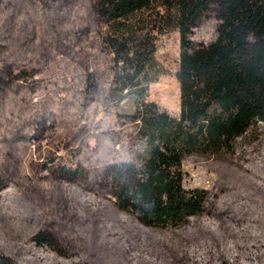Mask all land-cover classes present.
Returning a JSON list of instances; mask_svg holds the SVG:
<instances>
[{"label": "trees", "instance_id": "16d2710c", "mask_svg": "<svg viewBox=\"0 0 264 264\" xmlns=\"http://www.w3.org/2000/svg\"><path fill=\"white\" fill-rule=\"evenodd\" d=\"M210 20L215 29L207 40L199 31ZM173 31L180 38L178 117L145 100L162 73L159 37ZM93 36L98 43H91ZM82 42L94 58L110 56L111 82L121 97L141 89L136 111L119 115L137 128L146 146L138 161L72 170L59 161L30 159L35 142L42 146L57 125L56 107L48 108L46 98L61 85L55 89L37 79L56 63L57 53L84 65V108L97 100L98 78L80 59L83 47L76 50ZM259 129L264 0H0V196H14V204L28 209L26 198L50 199L30 239L0 243V264L32 262L33 246L60 255L79 250L71 210L77 197L111 195L114 207L148 228L182 227L211 212V190L184 186L185 162L237 157L239 145ZM262 243L240 252L262 251ZM204 253H198V264H254Z\"/></svg>", "mask_w": 264, "mask_h": 264}, {"label": "rangeland", "instance_id": "374dc122", "mask_svg": "<svg viewBox=\"0 0 264 264\" xmlns=\"http://www.w3.org/2000/svg\"><path fill=\"white\" fill-rule=\"evenodd\" d=\"M214 24L213 20L205 23L199 36L210 39ZM92 39L91 43H98L95 36ZM82 47L80 59L90 64V73L98 78L97 100L84 108V65L57 53L56 63L37 77L51 88L61 85L58 94L46 98L48 108L56 107L57 125L51 139L46 138L40 147H32L30 159L60 160L68 167L80 165L88 170L138 161L146 146L137 128L127 119L120 120L119 115L136 111L141 89L131 94L124 92L121 97L111 82L110 56L94 58L84 50L89 47L85 42L78 44L76 50ZM156 59L162 73L157 82L148 86L145 100L178 117L181 100L177 31L159 37ZM250 139L239 145L237 157H192L185 162L184 186L211 190L216 205L211 212L192 218L182 227L148 228L114 207L111 195L71 198L81 248L60 255L33 246L29 248L32 262L24 264H198V253L204 252L213 257H240L264 264V129L257 130ZM14 198L0 196L3 245L7 239H30L41 227L45 209L50 205L49 198H26L30 209L20 208L12 202ZM260 240L262 251L251 249V255L240 252V247Z\"/></svg>", "mask_w": 264, "mask_h": 264}, {"label": "flooded vegetation", "instance_id": "af4514ba", "mask_svg": "<svg viewBox=\"0 0 264 264\" xmlns=\"http://www.w3.org/2000/svg\"><path fill=\"white\" fill-rule=\"evenodd\" d=\"M37 79H38V78H37ZM35 143H36L37 146L34 145V148H35V147H40V146L38 145L37 142H35ZM32 159H34V161H37V160H35V157H32ZM58 161L60 162V160H58ZM37 162L45 163V162H47V159L44 160V158H43V160H41V161H37ZM60 163H62V162H60ZM62 165H63V166H66V165H64L63 163H62ZM78 166H79V165H77V167H74V168H73V167H68V166H66V167L71 168L72 170H76V169L78 168Z\"/></svg>", "mask_w": 264, "mask_h": 264}]
</instances>
